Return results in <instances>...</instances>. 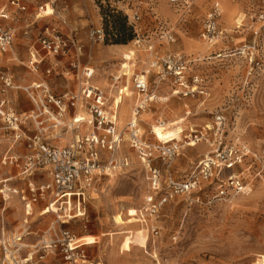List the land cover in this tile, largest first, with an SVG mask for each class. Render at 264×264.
<instances>
[{
	"label": "rangeland",
	"instance_id": "374dc122",
	"mask_svg": "<svg viewBox=\"0 0 264 264\" xmlns=\"http://www.w3.org/2000/svg\"><path fill=\"white\" fill-rule=\"evenodd\" d=\"M22 1L25 10L0 0V12L5 6L3 12L8 16L0 19V26L14 33L10 48L0 55V65L10 70L16 84L36 80L34 83H45L52 94L78 92L82 67L88 66L94 71L93 78L105 79L99 87L106 93L108 109L113 110L118 89L125 87L127 94L113 100L118 103L116 126L123 132L113 156L115 168L100 175L90 189L31 204L29 216L22 209L21 222L14 230L28 219L30 232L24 242L28 246L47 242L54 231L66 228L76 237V249L91 264H264V25L251 17L260 8V0ZM215 5L220 9L216 17L220 34L207 42L201 37L202 24ZM108 9L126 15L134 32L128 43H105L103 12ZM135 13L138 19L133 17ZM22 17L32 18L39 29L26 44L24 39L30 36L17 37L13 25ZM98 27L104 38L93 42L89 32ZM46 28L77 41L80 49L70 47L56 56L61 60L57 66L48 63L38 44ZM21 49L25 58L19 56ZM30 52L37 59L44 58L37 72L28 68ZM165 54L182 56L185 80L197 75L202 81L194 92L184 95L171 71L148 73L154 99L139 113V132L154 147L169 140L178 145L172 158L162 159L156 151L151 155V166L159 169L162 186L165 188L163 181L168 177L185 180L218 145L224 152L237 151L242 157L234 168H222L201 179L196 189L171 194L155 216L140 218L139 209L149 192V174L142 156L130 147L125 127L135 100L132 76L148 69L156 55ZM125 71H129L128 78ZM217 114L223 119L218 129ZM67 134L58 143L49 134L44 138L51 145L62 146L72 137ZM107 155L103 152L102 158ZM7 167L0 164V178L8 175ZM19 172L20 168L11 181L18 188H26L28 180L47 179L37 172L28 177ZM230 175L240 180L242 191L230 183ZM13 199L3 202L0 194V228L7 225L6 213ZM19 204L23 208L22 201ZM61 207L65 210L56 213ZM151 228L158 234L152 236ZM61 257L56 250H47L37 264H64Z\"/></svg>",
	"mask_w": 264,
	"mask_h": 264
},
{
	"label": "built area",
	"instance_id": "2783aa9c",
	"mask_svg": "<svg viewBox=\"0 0 264 264\" xmlns=\"http://www.w3.org/2000/svg\"><path fill=\"white\" fill-rule=\"evenodd\" d=\"M8 2L19 10L26 8L22 0H8ZM219 10L215 5L203 21L201 37L207 42L215 41L219 37L220 32L216 24ZM7 17L2 10L0 19ZM133 17L138 19L136 13ZM251 17L261 26L264 25V0H260V8ZM13 36L14 33L10 28L0 26V55L10 48L14 40ZM89 38L93 42L102 41L104 38L102 28H92ZM38 44L45 56L50 59L59 54H65L70 47L80 49L77 41L48 28L39 35ZM151 49L150 44L148 50ZM41 61L42 59L36 58L34 52H30L28 68L37 72ZM185 63L180 54L156 55L151 60L148 69L132 76L135 100L125 127L130 147L142 156L149 174V192L145 195L143 205L139 209L140 218L155 216L171 194L188 193L198 187L201 179L209 177L214 171H220L222 168L232 169L241 161V153L233 150H229L228 153L224 152L218 145L210 155L198 162L185 180L175 181L168 177L163 181L165 188L162 186L159 169L151 166V155L156 151L162 159L172 158L177 154L178 145L176 142H170L171 140L162 141L156 147L147 144L139 132L137 118L147 102L154 99V93L149 91V79H147L151 70L156 69L157 74H161L166 68L176 77L178 86L184 89L182 92L184 95L194 92L202 79L197 75H192L189 82L185 80ZM71 65L73 66L74 63L72 62ZM93 72V69L88 66L82 67V81L78 92L67 91L59 95L52 94L47 85L42 82L23 87L16 86L12 75L0 66V91L6 93L10 89H22L34 105V109L30 112L16 113L8 108V99L0 98V132L5 135L10 133L7 138L10 145L22 139L27 143V152L22 158L5 152L0 158V164L11 166L21 159L20 174L24 177L31 176L38 171L47 176V180L38 184L31 180L28 181L26 190L11 189L4 185L0 188V194L4 199L8 198L9 193H18L26 212L31 210V204L39 200L53 201L66 194L92 188L100 175L109 174L108 172L116 166L113 156L123 139V132L116 126L117 108L108 109L105 91L91 82ZM46 73H49L48 68ZM113 78L117 80L118 76ZM122 93L127 95L125 87L118 89V94L122 95ZM173 93L178 92L174 90ZM70 109H82L85 114H76L68 119ZM215 117V125L218 129L223 119L218 114ZM31 123L36 129L33 134L27 132V126ZM46 132L53 134L54 137L60 136L62 132H70L72 137L66 145L54 146L45 140ZM103 152L108 153L105 159L102 158ZM228 179L236 190L242 191L243 186L235 175L228 176ZM160 189L166 191L158 193ZM150 233L155 236L158 230L151 228ZM75 241L76 237L72 232L66 228H60L54 231L47 242L44 240L36 243L33 248L34 252L20 256L19 252L23 247L21 235L9 240L2 235L0 237V264H34V254L41 259L47 250H56L65 264H85V256L76 249Z\"/></svg>",
	"mask_w": 264,
	"mask_h": 264
},
{
	"label": "crops",
	"instance_id": "0c3cea01",
	"mask_svg": "<svg viewBox=\"0 0 264 264\" xmlns=\"http://www.w3.org/2000/svg\"><path fill=\"white\" fill-rule=\"evenodd\" d=\"M10 6H12V5H10ZM4 8H5V6L3 8H1V9L3 10ZM16 21L17 22H15L13 25H14V28H15L14 31H16L17 37H20V35H23L24 38L27 37V36H30V38H25L24 39L25 44L27 42L26 40L33 39V38L36 37V33H37V31L39 29L35 28V25H34V22H33L32 18L22 17V18H17ZM13 38H14V36H13ZM19 56L22 57V58H25L26 57L25 50L23 51L21 49V51H19ZM101 56L102 55H100V57ZM105 56H107V55H104V57ZM40 59H44V58H40ZM56 59L57 58L55 56L54 58H51V59L49 58L47 61L49 63V60H50L53 63V66H57L58 65L57 62H61V60L57 59L58 61L54 62L53 60H56ZM72 61L69 60V64L70 65H71ZM2 69H4L10 75H12L10 70H8V69H6L4 67H2ZM13 76L14 75H12V78H13ZM25 79L26 78L24 77L22 80L25 81ZM35 81H32L30 83H26V84H16L15 81H14V78H13V83L15 85L19 86V87L29 86L31 83L33 84ZM104 82H105V79L102 76L101 77L96 76L95 78H93V83H95V85L97 84L98 86L102 87V86H104ZM115 96L116 95H114V97ZM2 97H5L6 99H8V101H9L8 108H11L13 111H16V113H22V112L23 113H27V112H30L31 110L34 109L33 103L30 101L28 96L25 93H23L21 90H18V89H16V90H7L6 93H3V92L0 91V98H2ZM30 102L32 104L31 108H29ZM76 114L77 115H80V114L82 115V114H85V111H83L82 109H78V110L77 109L76 110L70 109L68 111V119H69V117L74 116ZM34 130H36V129L33 128L32 125L28 124L27 132L29 134H33ZM47 134H49V135L54 137L53 134H50V133L46 132V135ZM9 135H10V133L8 135L7 134L5 135V134L0 132V158L3 156V154L5 152H8L9 154H13V155H16V156H19V157L22 158L23 154H25L27 152V148H26L27 143H26V141L24 139H22V140H20V141H18L16 143H14L13 145H10L9 140H6V138H8ZM66 135H68L67 132H62L60 134V136L56 137L58 141L56 140L55 142L58 143ZM66 144H63L62 146L66 145ZM20 164H21V159H19L18 162L15 163L14 165H11V166L7 167L8 169L6 170V174H8V175L0 178V188L2 187V185H4L5 187H9L11 189L14 188V189L20 190L21 187L18 188L16 185H14V183L11 182L12 179L15 176H17V170L20 168V166H21ZM10 171H12L13 173H16V174L13 175V174H11ZM37 173H39L44 178H47L45 173H43V172H37ZM18 175H20V172L18 173ZM28 181H30V180H28ZM32 182L38 184V183H40L42 181H39V182L32 181ZM23 189L26 190L25 187H23ZM3 196H4V194H3ZM14 196H16V197H14ZM13 197H14V199H13ZM1 199H2L3 202H6L7 200H10V199H13V200L11 202H9V205H11L10 206L11 208L6 213V217H8L9 219L6 220L7 225L6 226L3 225L0 228V237L3 235L5 238H7L9 240V239H11L13 237H16V236L20 237V235H21V243L23 244V247L21 248V250L19 252L20 256H26V255L34 252L33 248H34L35 244H32L31 246H28V244L26 242H24L25 236L28 235L29 232H30L29 231V225H28V222H27L28 219L24 218V220L22 221L21 228L18 231L14 230L16 228V226H18V224L21 222V219H22V216H23L22 215V209H23L24 216H29L32 213V211L30 210L29 212H26L25 209H24V205H23V208L21 207V205L19 204V201H21L20 200V195L18 193H9L8 194V198H5V199L1 195ZM6 205L7 204L5 203V205L2 206V210H5V208L7 207ZM46 208L47 207H45L44 209H46ZM42 211H41V213H42ZM33 258H34L33 259L34 264H37L38 262H41V260L38 259L35 254H34ZM85 259H86L85 264H91L90 258L87 257L86 255H85Z\"/></svg>",
	"mask_w": 264,
	"mask_h": 264
},
{
	"label": "trees",
	"instance_id": "16d2710c",
	"mask_svg": "<svg viewBox=\"0 0 264 264\" xmlns=\"http://www.w3.org/2000/svg\"><path fill=\"white\" fill-rule=\"evenodd\" d=\"M103 27L105 43H128L134 36L133 28L127 23L126 15L116 9L103 12Z\"/></svg>",
	"mask_w": 264,
	"mask_h": 264
},
{
	"label": "bare ground",
	"instance_id": "6f19581e",
	"mask_svg": "<svg viewBox=\"0 0 264 264\" xmlns=\"http://www.w3.org/2000/svg\"><path fill=\"white\" fill-rule=\"evenodd\" d=\"M239 18H240V17H239ZM122 67H126V65H121V68H122ZM125 74H127V78H128V77H129V71H128V73H127V71H125ZM127 90H128V89H127ZM116 96H122V95H119V94L117 93ZM114 98H117V97H113L111 106H112L113 108H114V107L117 108L118 103H117L116 101L113 102ZM116 120H117V117H116ZM191 144H192V143H191ZM59 209H61V210H65V208L61 207V208H58V209L56 210V213H58V210H59ZM260 261H261V260L259 259V261H257V262H260Z\"/></svg>",
	"mask_w": 264,
	"mask_h": 264
}]
</instances>
